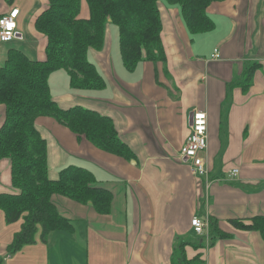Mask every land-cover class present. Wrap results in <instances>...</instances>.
I'll return each mask as SVG.
<instances>
[{
	"label": "crops",
	"instance_id": "crops-1",
	"mask_svg": "<svg viewBox=\"0 0 264 264\" xmlns=\"http://www.w3.org/2000/svg\"><path fill=\"white\" fill-rule=\"evenodd\" d=\"M158 4L166 62L143 59L136 68H126L117 26L108 25L104 45L90 49L105 87L75 89L63 69L50 75L61 107L80 104L111 116L134 157L78 138L54 116L36 120L47 140L49 176L57 178L68 163L88 167L98 184L112 191L111 211L99 213L90 203L54 194L73 231H52L45 241L38 234L35 242L9 253L20 221H6L0 209V264H172L183 241L187 256L201 253L205 264H264L261 233L230 222L250 223L264 215V0L212 2L207 11L215 25L200 33L189 31L180 5ZM46 5L47 0H0V15L19 8L15 37L0 39V65L11 47L44 58L47 39L35 19ZM80 15H89L86 0ZM253 64L258 67L244 91L240 82ZM197 109L208 114L206 161L213 178L208 186L177 157ZM4 119L0 103V126ZM234 167L239 172L231 176ZM14 191L11 159L3 157L0 192ZM194 214L217 220L228 236L211 240L209 233L202 234L204 242L196 246L202 235L192 228Z\"/></svg>",
	"mask_w": 264,
	"mask_h": 264
},
{
	"label": "trees",
	"instance_id": "trees-1",
	"mask_svg": "<svg viewBox=\"0 0 264 264\" xmlns=\"http://www.w3.org/2000/svg\"><path fill=\"white\" fill-rule=\"evenodd\" d=\"M159 1L86 0L89 15L83 17L82 0H47L35 19L36 29L47 39L44 58L33 59L20 48H9L4 64L0 65V103L5 105V119L0 126V159H11L12 184L17 191L0 192V209L6 221H20V228L8 245L9 253L35 242L38 234L45 241L52 231H73V223L53 201L54 194L90 203L99 213L111 211L112 191L98 184L88 167L68 163L60 168L57 178L49 176L47 140L36 120L41 115L54 116L78 138L124 158L134 157L111 116L80 104L61 107L51 91L50 75L63 69L75 89L91 91L105 87L106 79L90 58V49L104 45L108 25L117 26L126 68H136L143 59L166 62ZM163 1L180 5L192 33L209 31L215 25L207 9L216 0ZM257 67L258 64L250 66L240 82L244 91L250 87ZM209 218L211 240L228 236L217 220ZM230 222L239 228L258 230L264 238V215L254 216L250 223L239 218ZM203 242L204 235L201 243L195 245ZM187 243L179 244L172 264H205L201 253L187 256Z\"/></svg>",
	"mask_w": 264,
	"mask_h": 264
},
{
	"label": "built area",
	"instance_id": "built-area-1",
	"mask_svg": "<svg viewBox=\"0 0 264 264\" xmlns=\"http://www.w3.org/2000/svg\"><path fill=\"white\" fill-rule=\"evenodd\" d=\"M18 7H12L7 14L0 15V39L8 41L17 33ZM219 56V52L215 53ZM208 153V114L204 110H194L191 114L190 133L179 149L177 157L180 161L189 163L193 171L200 177H205L206 185H210L206 156ZM239 172L238 167L231 169V176ZM192 228L199 234H208L209 218L202 214H194L191 219Z\"/></svg>",
	"mask_w": 264,
	"mask_h": 264
},
{
	"label": "rangeland",
	"instance_id": "rangeland-1",
	"mask_svg": "<svg viewBox=\"0 0 264 264\" xmlns=\"http://www.w3.org/2000/svg\"><path fill=\"white\" fill-rule=\"evenodd\" d=\"M115 26V25H114ZM64 71V70H63ZM19 225H20V222H19Z\"/></svg>",
	"mask_w": 264,
	"mask_h": 264
}]
</instances>
